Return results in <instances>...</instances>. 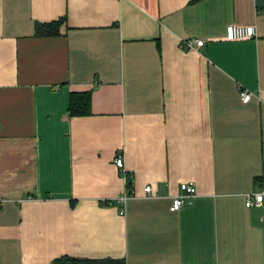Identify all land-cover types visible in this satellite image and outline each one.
<instances>
[{
	"label": "crops",
	"instance_id": "1",
	"mask_svg": "<svg viewBox=\"0 0 264 264\" xmlns=\"http://www.w3.org/2000/svg\"><path fill=\"white\" fill-rule=\"evenodd\" d=\"M262 188L264 0H0V264H264Z\"/></svg>",
	"mask_w": 264,
	"mask_h": 264
},
{
	"label": "built area",
	"instance_id": "2",
	"mask_svg": "<svg viewBox=\"0 0 264 264\" xmlns=\"http://www.w3.org/2000/svg\"><path fill=\"white\" fill-rule=\"evenodd\" d=\"M255 36L254 26H241L237 24H230L226 27L225 30V39L228 41H236V40H246L251 39ZM204 43L203 40L200 39H190V40H180V47L182 49H191L194 46H201ZM251 97V94L246 90L240 91V99L243 103H246ZM112 163L115 168L120 172V175L124 181V191L123 193L115 198L113 201H109V204L115 203L118 205V209L120 214L124 213V204L126 200L130 197L135 196L131 186H127L128 179L130 175L126 171L124 167V159L123 156L118 153L113 159ZM144 197L152 196L151 186L146 185L143 188ZM196 194L195 187L190 182H181L179 184V192L172 197V202L170 206V211L179 210L185 203H189L190 199L194 197ZM244 204L247 208H261L264 211V188L247 192L244 194ZM262 221L264 223V215L262 217Z\"/></svg>",
	"mask_w": 264,
	"mask_h": 264
},
{
	"label": "trees",
	"instance_id": "3",
	"mask_svg": "<svg viewBox=\"0 0 264 264\" xmlns=\"http://www.w3.org/2000/svg\"><path fill=\"white\" fill-rule=\"evenodd\" d=\"M58 22L49 24H36L35 34L37 35H54L57 33ZM91 111V93L89 91H72L69 97V115L84 116ZM258 183V179L254 180ZM127 186H131V179H128ZM51 264H124L122 260L104 259V260H89L77 259L69 257H60L52 261Z\"/></svg>",
	"mask_w": 264,
	"mask_h": 264
}]
</instances>
